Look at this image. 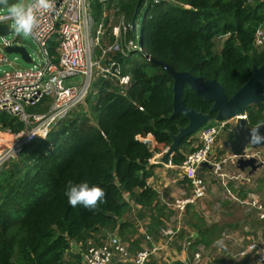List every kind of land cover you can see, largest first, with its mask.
Masks as SVG:
<instances>
[{
    "label": "trees",
    "instance_id": "trees-1",
    "mask_svg": "<svg viewBox=\"0 0 264 264\" xmlns=\"http://www.w3.org/2000/svg\"><path fill=\"white\" fill-rule=\"evenodd\" d=\"M144 6L145 52L176 71L205 80L216 78L228 97L251 78L255 65L264 63V48L255 44L256 31L264 25V0H109L108 4L92 0V14L99 22L105 9L113 7L128 22ZM221 36L227 38L216 52L215 40ZM122 62L131 75L125 93L112 82L97 79L86 105L70 111L0 167V264H78L79 257L66 259L70 239L86 242L90 232L101 228L119 227L122 237L137 245V227L125 219L132 205L129 195L134 203L154 212L146 225L148 234L165 229L173 210L148 184L157 165L151 159L167 153L172 135L188 119L182 113L172 115L174 77L167 69L133 55ZM182 94L188 107L211 114L212 121L205 125L215 122L217 113L202 93L185 84ZM48 107L46 98L32 111ZM247 120L252 127L264 123V102L248 107ZM24 127L16 117L0 113V151L6 144L2 131ZM189 139L180 146L190 144ZM171 155L175 163L185 158L181 147ZM69 181L103 188L106 202L94 210L82 205L73 208L65 195ZM187 215V225L199 235L190 244V255L199 245L217 246L224 224L209 225L190 205ZM148 264L162 263L152 259Z\"/></svg>",
    "mask_w": 264,
    "mask_h": 264
},
{
    "label": "built area",
    "instance_id": "built-area-1",
    "mask_svg": "<svg viewBox=\"0 0 264 264\" xmlns=\"http://www.w3.org/2000/svg\"><path fill=\"white\" fill-rule=\"evenodd\" d=\"M100 1L108 4V0ZM153 1L158 3L161 0ZM28 3L31 2L25 0V4ZM54 5L51 12L36 13L38 24L31 37L38 45L41 61L29 69L14 67L0 74V113H7L25 124L20 131L13 128L6 130L3 139L6 146L0 151V167L16 157L40 133L51 130L62 117L84 104L97 79L108 80L125 93L131 83V75L125 71L122 58L141 51L145 60L149 61L146 58L148 53L141 45L140 34L136 33L135 21L127 22L124 15L117 14L119 22L113 27V39L106 40V37L112 35L110 27L113 26L112 19L116 14L113 7L106 8L104 18L98 22L92 14V0H54ZM6 14L5 9H0V15ZM11 22L4 20L0 23H7L12 28ZM129 33H132L131 36ZM15 41L8 38L0 40V66L13 65L4 48ZM255 44L258 47L264 45L263 27L256 31ZM77 75L82 76L81 84L63 86L64 79ZM46 98H49L46 111L27 110L28 106H36ZM227 123L218 121L203 126L199 130L195 150L187 154L180 164H172L179 169L185 187L179 189L169 204L173 210V226L164 231L163 238L169 244L178 234L188 233L187 209L190 204H196L206 197L208 184L202 174L205 167L209 166L224 184L226 197L240 207L247 208L248 213H255L259 223L255 234L248 226H243L245 235L235 238L226 235L229 240H235L229 242L240 245L235 251L225 253L224 261L219 264H264V201L254 192H249L243 198L227 186L228 180L248 184L252 182V175L241 171L228 174L222 171V160L212 161L216 155L217 140L222 136ZM245 155L257 157L255 153ZM261 163L264 167V162ZM189 237L182 241L180 254L185 256H189L190 244L193 242ZM237 239H241V242L237 243ZM70 244L67 253L72 256L67 260L74 261L79 257L78 264H114L116 260L122 264H148L161 249L150 235H146L145 243L140 248L133 249L131 241L125 240L117 232L107 233L102 243L88 238L86 242L70 239ZM206 253V247L199 245L186 260H176L184 264L210 263Z\"/></svg>",
    "mask_w": 264,
    "mask_h": 264
},
{
    "label": "crops",
    "instance_id": "crops-1",
    "mask_svg": "<svg viewBox=\"0 0 264 264\" xmlns=\"http://www.w3.org/2000/svg\"><path fill=\"white\" fill-rule=\"evenodd\" d=\"M226 38H227V36H221V37L216 38V40H215L216 41V46H215L216 52H219L222 49L224 41L226 40ZM217 44H218V49H217ZM236 123H237V117H233V118L229 119L228 123L226 124V126L223 129L222 134H221L224 136L222 139V145H220V147L222 148V149H220V152L225 153V156L222 159V161H224L222 170L227 172V173H230L226 170H228L229 167L232 168V166H233L232 163H235V165H236V172L239 170H242L239 167L237 159L235 157V154H233V152L231 151V148L228 147L227 145H225V143L227 142L228 136L231 134L230 131H232L235 128ZM198 134H199V132H197L195 135H193L189 139V141L193 140V139H198ZM196 145H197V142H196V144L191 142L190 144L182 145L180 147H181L182 152L184 154H186L187 152L190 151V149L195 148ZM257 149L258 148L255 147V149H253V151L258 152ZM216 150H217V147H216ZM225 158H227V160H225ZM151 162L157 163V165L152 169L151 176L148 178V184L158 192V199L159 200H161V199L168 200L170 198H175V196H176L175 193L179 189H181L182 187L185 186V181L180 177L179 169L172 166V164L175 162H173L171 158L169 159L168 162H165L163 160V156L160 158H155V159L153 158L151 160ZM244 170L246 172H248L250 169L245 168ZM256 172H260V169H258ZM177 175H178V178L176 177ZM202 176L208 184L207 195L204 199L200 200L198 203L193 204L191 206L198 208V206L202 203L203 204L208 203L209 201L217 202L216 203L217 205L215 207L218 211L221 212L218 219L211 222V220L207 219L204 215L203 216L205 217V219L209 225L215 224V223L224 224V229H223V232L221 233L220 241L225 240V239L227 240L228 238L226 235H228L232 238H235L232 235L233 226H237L239 228L244 229V227H243V226H245L244 224L248 225V223L250 222V223H252V225L256 224V229H258L259 223L256 220L255 215H253V213L252 214L248 213L249 215H251L250 219L252 221H249V219L246 221L245 219H242V218H241V220H239V216L236 217L237 214L234 212V209H239V211H240V210H243V208L226 197L225 189L221 185V179L211 169H210L209 173H207L206 169H205ZM262 176H263V174L261 175V177L258 180L262 181ZM211 179L217 180L219 182L220 188L222 189V195L221 196L217 195L216 189H212ZM246 185H247V183H245L243 181H237V182L236 181H230V182H228V186L235 193H237L238 195H240L242 197H245L247 195V193L251 190V189L246 188ZM255 192H257L258 195L260 196V198L264 201V193L261 191H257V190ZM159 193L161 196H159ZM223 193H224V196H223ZM128 200L132 203V205H131L130 210L126 214V219L129 222L133 223L137 227V234L135 235V238L140 239V242L137 245H139L141 247V244L145 243L144 237L146 239V235H150V234L146 233V225L150 222L151 218L154 216V212H152V210L149 211L148 209H145V207L134 203L133 199L130 198V195L128 196ZM220 208H221V210H220ZM241 217H242V215H241ZM167 222H166V224H167ZM140 225H143L144 227L139 228ZM171 226H173V224ZM168 228H170V226L166 225V227H165V229H163L162 233L160 232L158 235H150L153 239V242L159 244V246L161 247L160 251L157 252V255L155 257H153L152 259L156 260L162 264H172L174 261H176V259L183 260V261H184V259L186 260L191 255H190V253H189V256H185V255L180 254V251L182 248L180 246H182V241L185 238H187V237L190 238L189 236H191V238H192L191 241H195L197 238H199L197 229L188 226L189 231L185 230V232L188 231V233H184L183 238H181L182 236H180V234H183V233H180L177 235V237L172 242H170L168 244L164 241V238H163L165 236V235H163V233ZM104 230H107V229L101 228V229H97L94 232H90L89 238L93 239L97 243L104 242L106 240V235H104ZM252 230L254 232V229H252ZM118 231L120 233V230L117 227L116 232H118ZM246 236H247V234H246ZM229 241L235 242V240H229ZM236 242L240 243L241 239H237ZM232 244L233 245L235 244L236 247L240 245V244L237 245L236 243H232ZM214 248L216 250L213 253V256L215 257V259L223 258L222 261H224V256H225L224 254L228 253L229 251H232L230 248H227L224 246H218L217 245ZM133 249H138V248L136 247V245H133ZM207 249H210V248H206V250ZM208 253L209 252L207 251L206 255H208ZM114 264H122V263H120L119 261L116 260L114 262ZM214 264H219V263H217L215 261Z\"/></svg>",
    "mask_w": 264,
    "mask_h": 264
},
{
    "label": "water",
    "instance_id": "water-1",
    "mask_svg": "<svg viewBox=\"0 0 264 264\" xmlns=\"http://www.w3.org/2000/svg\"><path fill=\"white\" fill-rule=\"evenodd\" d=\"M23 0H9V4L21 2ZM141 1V0H140ZM140 2L138 3V7ZM4 9V8H0ZM12 28L9 24L0 23V37L7 38L12 33ZM140 42L144 47L142 41V34L140 31ZM7 54L18 53L22 59L28 63L32 62V57L27 48L21 44L7 45L4 48ZM147 55L150 62L157 63L167 69L174 77V103L173 113L176 115L182 113L188 119V124L180 127L178 134H173V142L163 155V160L168 162L171 154L175 150H179L183 140L196 133L205 124L212 121L210 113L198 111L193 107H188L183 98V88L188 84L192 89L202 93L204 98L212 102L211 111L216 112V120H228L237 117L235 128L230 131L225 145L231 148V151L238 158L239 167L244 170L250 169V173H254L262 165L258 163V159L254 156L245 157V149L248 145L253 147H263L264 142L252 143L250 140L251 131L257 129L261 136H264V123L255 127L248 124L247 109L253 104L264 102V63L261 66H254V72L251 78L244 83L231 97H228L224 91L222 84L216 79H203L192 75L187 71H176L172 65L162 60L155 59L152 55Z\"/></svg>",
    "mask_w": 264,
    "mask_h": 264
},
{
    "label": "rangeland",
    "instance_id": "rangeland-1",
    "mask_svg": "<svg viewBox=\"0 0 264 264\" xmlns=\"http://www.w3.org/2000/svg\"><path fill=\"white\" fill-rule=\"evenodd\" d=\"M109 1V0H108ZM25 4V0L21 1ZM29 2H31V0H29ZM145 10H146V6L143 7V9L139 12V15L137 16V18L135 19V25H136V33L140 34V31H141V26H142V23L145 19ZM5 11L7 12V10L5 9ZM119 22V17L117 14L114 15L113 19H112V27H110V30L112 31V35L110 37H106V40H112L113 39V27L115 25H117ZM12 23V22H11ZM264 28V25L262 26ZM12 33L8 35V39L10 40H14L16 39V41L14 42V44H21V45H24L28 52L30 53L31 57H32V62L31 63H28L26 61H24L21 57L20 54L18 53H11V54H7L8 58L10 59V61L13 63V65H1L0 66V74L3 72V71H6V70H11L13 69L14 67L16 68H21V69H29V68H32L34 67L35 64H38L41 59H40V56H39V48H38V45L37 43L34 41V39L30 36V37H24L22 35H18L16 34L15 30H14V27H13V23H12ZM0 40H2V38L0 37ZM259 48L263 49L264 48V45L260 46ZM217 49H218V44H217ZM133 58L134 59H138V60H141V61H144L145 60V57H144V54L141 52V51H137L133 54ZM82 82V76L80 75H77V76H71V77H68L66 79L63 80V86L64 87H70V86H73V85H79L81 84ZM86 105V104H84ZM38 106V105H37ZM32 108L33 106H28L27 107V110L29 112H35V111H32ZM2 134H6V130H3L2 131ZM223 136L222 135L220 138H218L217 140V150H216V155L212 157V161H220L223 159V157L225 156V153L224 152H220V149H222L220 147V145H222V139H223ZM192 142L194 144H196L197 142V139H193ZM6 146V144H5ZM4 146V147H5ZM249 148L246 150V153L248 154H253L255 153L253 151V149H255V147L249 145L248 146ZM258 149V152L255 153L257 154V157H258V161L260 162H264V147H257ZM194 148L190 149L189 152H187L185 154V156L187 154H189ZM232 168L229 167L228 172L230 173H234L236 172V165L235 163H232ZM208 168H206V172L209 173L210 169H209V166H207ZM244 172H246L244 170ZM250 172V171H249ZM263 174L262 176V181L261 180H258L261 175ZM2 177V176H1ZM178 178V175L176 176ZM179 183V182H178ZM211 184H212V189H216V193L217 195L221 196L222 195V189L220 188V184L217 180H214V179H211ZM246 188L248 189H251V191H253L254 193L258 194L257 192H255L256 190L257 191H261L264 193V169L263 167L260 168V172H257V173H253L252 174V182L248 183L246 185ZM179 191V190H178ZM178 191L175 193L176 195L178 194ZM223 196H224V193H223ZM174 198H170L168 199L167 201H172ZM217 202L215 201H209L208 203H202L197 207H195L198 211H200V213L202 215H204L207 219L211 220L212 221H215L216 219H218V217L220 216L221 212L218 211L216 209V204ZM247 209V208H246ZM245 208H243V210H240L239 209H234V212L237 214V216H239V220L242 219H245L246 221L249 219V221H252L250 219V216L248 214V212L246 211ZM221 210V208H220ZM247 213V214H246ZM252 214V213H251ZM224 215V214H223ZM242 215V217H241ZM253 215H256L255 213H253ZM188 217V215H187ZM187 217H186V220H187ZM223 217V216H222ZM248 217V218H247ZM126 219V217H125ZM173 223H171V217L168 218V222H167V226H171ZM245 226L247 224H244ZM250 229V231L252 229H254V233H257L258 232V229H256V224L252 225V223H248L247 225ZM141 227H144L143 225H140L139 228ZM232 235L233 236H243L245 235V232L243 230V228H239L237 226H233V229H232ZM107 233H113V230H110V229H107V230H104V235H106ZM118 234L119 231L117 232ZM180 236H182L180 234ZM183 238V236L181 237ZM144 241H145V237H144ZM222 244H217L218 246H224V247H227V248H230L231 250H236V245L232 244L231 242L228 241V239L226 240H222L221 241ZM137 248H140L139 245H136ZM181 247V246H180ZM215 248H211V249H207V251L209 252L208 253V257H210V264H214L215 263V257L213 256V253L215 252ZM71 254L69 253H66V259H70L71 258Z\"/></svg>",
    "mask_w": 264,
    "mask_h": 264
},
{
    "label": "clouds",
    "instance_id": "clouds-1",
    "mask_svg": "<svg viewBox=\"0 0 264 264\" xmlns=\"http://www.w3.org/2000/svg\"><path fill=\"white\" fill-rule=\"evenodd\" d=\"M54 7H55L54 0H31V3H28V4H24L23 2H16V3L9 4V0H0V8H4L7 10L6 15H0V22H2L4 20H11L13 23V27H14L16 34L22 35L24 37H30V36L34 35V29L37 27V24H38V17L36 15V13L38 11L51 12V11H53ZM85 103H86V101H85ZM228 120H216L215 119V122H213L212 124H215L218 121H228ZM199 130L197 132H199ZM196 133H194L193 135H195ZM193 135H191L189 137L191 138ZM250 140L252 143H261V142H264V136H261L257 129H253L251 131ZM191 142H192V140H191ZM197 145H198V141H197ZM196 146H195V148H196ZM248 146L245 149V154H246V150L249 148ZM251 146H253V145H251ZM195 148L193 150H195ZM235 157H236L237 162H238L239 156L235 155ZM245 157H247V156L245 155ZM250 157H252V156H250ZM256 158L258 159V157H256ZM225 160H227V158H225ZM258 163H260V161H258ZM173 164H180V163H173ZM222 167H223V163H222ZM261 167L262 166H260L258 169H260ZM206 168H208V167H205V169ZM209 169H211L213 171L212 168H209ZM263 169H264V167H263ZM239 171H241L245 174H251V175L253 174V173L249 172L250 170L248 172H244V170H239ZM237 172H235V173H237ZM254 173H257V172L255 171ZM228 174H230V173H228ZM231 174H234V173H231ZM230 181H232V180L227 181V186H228V182H230ZM221 185L222 186L224 185V184H222V181H221ZM249 192H253V191L250 190ZM65 195L67 196V200H68L69 205L72 206L73 208L77 207L78 205H82L84 208H87L89 210H94L98 207V204L106 202V199H105L106 193H105L104 189L99 187V186H96V185L90 186L87 182H81L79 184H74L71 181H69L68 185L66 187ZM246 196L243 198H246ZM170 203H172V202H168V204H167L168 207H170L169 206ZM191 205H193V204H190V206ZM170 209H172V208L170 207ZM116 228L110 229V230H113V232H116ZM217 243L222 244L221 241H217Z\"/></svg>",
    "mask_w": 264,
    "mask_h": 264
},
{
    "label": "flooded vegetation",
    "instance_id": "flooded-vegetation-1",
    "mask_svg": "<svg viewBox=\"0 0 264 264\" xmlns=\"http://www.w3.org/2000/svg\"><path fill=\"white\" fill-rule=\"evenodd\" d=\"M261 163V162H260ZM262 166V165H261Z\"/></svg>",
    "mask_w": 264,
    "mask_h": 264
}]
</instances>
